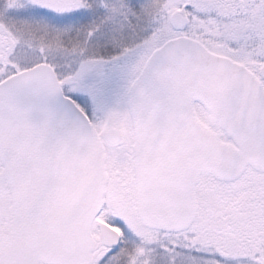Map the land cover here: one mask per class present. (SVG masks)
<instances>
[{"label":"snow or ice","instance_id":"6c2138e0","mask_svg":"<svg viewBox=\"0 0 264 264\" xmlns=\"http://www.w3.org/2000/svg\"><path fill=\"white\" fill-rule=\"evenodd\" d=\"M0 264H264V0H0Z\"/></svg>","mask_w":264,"mask_h":264}]
</instances>
